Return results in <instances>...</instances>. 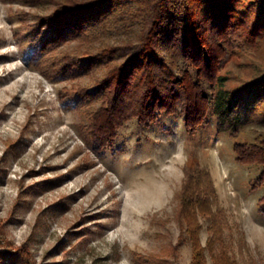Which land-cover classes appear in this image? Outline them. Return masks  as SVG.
<instances>
[{
	"label": "rangeland",
	"instance_id": "obj_1",
	"mask_svg": "<svg viewBox=\"0 0 264 264\" xmlns=\"http://www.w3.org/2000/svg\"><path fill=\"white\" fill-rule=\"evenodd\" d=\"M64 1L0 0V264H197L196 245L205 264H216L217 252L221 264H264L260 168L236 159V137L218 133L213 118L198 136L179 115L149 125L129 119L101 153L86 139L87 116L68 105V93L107 69L57 80L48 60L30 59ZM101 44L67 40L48 59ZM263 72L264 49L222 71L228 87ZM245 109L252 121L239 138L251 140L264 131V103ZM196 164L214 191L206 177L190 178ZM189 178L208 188L217 233L199 211L196 230L190 224L182 204Z\"/></svg>",
	"mask_w": 264,
	"mask_h": 264
},
{
	"label": "trees",
	"instance_id": "obj_2",
	"mask_svg": "<svg viewBox=\"0 0 264 264\" xmlns=\"http://www.w3.org/2000/svg\"><path fill=\"white\" fill-rule=\"evenodd\" d=\"M44 23L30 59L48 60L53 78L107 69L101 79L67 97L70 107L87 116L85 136L97 152L115 143L129 119L149 125L163 115H179L186 132L198 136L213 118L218 133L236 137V159L260 168L257 182L264 187V131L251 140L239 138L252 121L245 107L264 103V72L235 87L227 86L230 77L222 73L239 54L264 49V0H65ZM115 34L125 38L108 41ZM73 39L102 44L51 63L52 52ZM95 102L100 105L94 107ZM192 172L190 178L206 177L214 191L204 168L196 164ZM190 178L182 192L183 210L194 230L199 211L212 218L217 233L208 188ZM260 203L264 214V197ZM212 238L210 244L216 243ZM201 250L196 245L197 264H205ZM218 256L215 263L221 264Z\"/></svg>",
	"mask_w": 264,
	"mask_h": 264
},
{
	"label": "snow or ice",
	"instance_id": "obj_3",
	"mask_svg": "<svg viewBox=\"0 0 264 264\" xmlns=\"http://www.w3.org/2000/svg\"><path fill=\"white\" fill-rule=\"evenodd\" d=\"M3 27V25H0V28H2Z\"/></svg>",
	"mask_w": 264,
	"mask_h": 264
}]
</instances>
